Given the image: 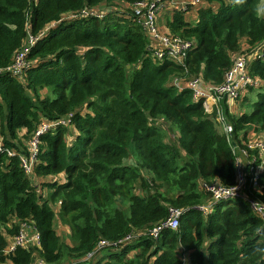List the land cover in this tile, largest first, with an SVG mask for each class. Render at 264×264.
<instances>
[{
    "label": "trees",
    "instance_id": "1",
    "mask_svg": "<svg viewBox=\"0 0 264 264\" xmlns=\"http://www.w3.org/2000/svg\"><path fill=\"white\" fill-rule=\"evenodd\" d=\"M139 1L0 0V264H243L255 242L263 222L248 199L264 202V169L257 190L246 180V197L217 202L208 215L196 207L210 201L203 184H235L236 150L252 137L264 142L259 0L243 8L195 0L163 23L158 15L162 32L192 43L181 64L154 57L132 10ZM84 9L104 13L69 18ZM29 36L37 39L27 67L13 76L5 70ZM239 53L259 86L234 101L235 113L219 101L232 127L227 139L202 101L173 82L219 85ZM69 115L68 126L39 138L26 174L20 158L38 125ZM169 208L182 211L178 228L151 239ZM57 223L69 229V245ZM21 224L35 229L38 244L5 255L6 237ZM101 240L121 243L93 252Z\"/></svg>",
    "mask_w": 264,
    "mask_h": 264
},
{
    "label": "built area",
    "instance_id": "2",
    "mask_svg": "<svg viewBox=\"0 0 264 264\" xmlns=\"http://www.w3.org/2000/svg\"><path fill=\"white\" fill-rule=\"evenodd\" d=\"M197 3L195 0L179 2L180 9H186ZM163 0H140L132 6L133 13L137 17L140 25L147 31L151 39L155 42L153 47V55L157 59H166L170 62L181 64L187 52L191 49L192 43L181 40L177 36L171 35L168 31L161 32L157 26V18L162 10ZM104 12L97 9H84L81 12L69 15V18L76 19L80 17L97 16L101 17ZM37 38L29 36L23 47L13 56L12 63L5 70L13 76H21L27 67L25 60L26 54L30 47L33 46ZM248 57L244 53L235 56L231 67L225 72L223 82L216 86L206 84L200 78L192 79L188 82L182 80H174L173 84L179 88H188L193 93L195 100H201L202 106L208 115L214 118L217 125L220 126L227 139L231 135L232 127L225 118L223 112L218 107L221 100L233 103L249 87H258L259 81L252 79L247 72ZM0 73L2 71L0 70ZM212 103H208V101ZM70 115L59 119L53 123L41 122L31 139L28 142L29 154L27 157H21V167L26 174H31L33 164L38 154L39 138L53 129L55 126H68ZM1 150V147H0ZM235 161V184L231 187H225L218 183L203 184L202 191L210 196V201L206 204L196 207L203 215H208L212 211L213 205L217 202L228 199H240L246 197L244 190L246 188V180L249 179L253 189H258L257 179L260 172L264 169V142L263 139H255L252 137L245 144L243 149L234 152ZM251 210L264 223V202L248 199ZM182 211L176 208H169L168 218L159 226H155L149 231V237L153 240L158 239L162 229L176 230L179 226V219ZM8 240L4 250L5 255L12 254L16 248H27L29 245H37L39 236L35 229L28 224L20 225V232L15 237H6ZM132 237H126L123 242L131 240ZM117 244L99 241L94 251L106 248L116 247ZM93 252L87 254L89 259ZM33 264H45L41 260H37Z\"/></svg>",
    "mask_w": 264,
    "mask_h": 264
},
{
    "label": "clouds",
    "instance_id": "3",
    "mask_svg": "<svg viewBox=\"0 0 264 264\" xmlns=\"http://www.w3.org/2000/svg\"><path fill=\"white\" fill-rule=\"evenodd\" d=\"M228 5L232 8H243L249 5V0H228ZM253 12L258 20L264 21V0H259ZM253 232L255 242L240 257L243 264H252L254 259H264V223L257 224Z\"/></svg>",
    "mask_w": 264,
    "mask_h": 264
},
{
    "label": "rangeland",
    "instance_id": "4",
    "mask_svg": "<svg viewBox=\"0 0 264 264\" xmlns=\"http://www.w3.org/2000/svg\"><path fill=\"white\" fill-rule=\"evenodd\" d=\"M179 3V2H178ZM177 3V0H165V1H163V6H162V12H164L165 11V9H170V10H172V9H174V8H177L178 7V9H180V7H179V4ZM161 13V12H160ZM167 14H168V12L166 13V15H164L163 17H162V19H160V23H163L164 22V20H165V18H166V16H167ZM162 26V25H161ZM159 30L162 32V30H161V28L159 27ZM252 95H254V94H252ZM255 96V95H254ZM237 101V99L235 100V102ZM56 232H57V234L60 236V238L64 241V243L65 244H70L71 242L69 241V234H70V232H69V229L66 227V226H64V225H62V224H59V223H57L56 224Z\"/></svg>",
    "mask_w": 264,
    "mask_h": 264
},
{
    "label": "crops",
    "instance_id": "5",
    "mask_svg": "<svg viewBox=\"0 0 264 264\" xmlns=\"http://www.w3.org/2000/svg\"><path fill=\"white\" fill-rule=\"evenodd\" d=\"M177 3H178V2H177ZM167 12H168V14H167L166 18L168 19V17L170 16V12H171L170 9H165L164 12H162V10H161V13H159V17L162 19V17H163L164 15H166ZM166 18H165V19H166ZM208 103H212V102L209 100ZM226 105H227V108H228L229 112H231V113H235V112H236V105H235L234 102H233V103L226 102ZM7 241H8V240H7Z\"/></svg>",
    "mask_w": 264,
    "mask_h": 264
}]
</instances>
